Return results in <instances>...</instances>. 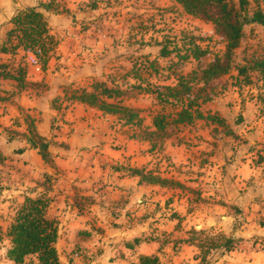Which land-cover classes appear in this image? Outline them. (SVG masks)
<instances>
[{"label": "crops", "instance_id": "1", "mask_svg": "<svg viewBox=\"0 0 264 264\" xmlns=\"http://www.w3.org/2000/svg\"><path fill=\"white\" fill-rule=\"evenodd\" d=\"M89 2L0 0V66L14 74L24 71L20 81L0 76V153L4 157L0 161V183L4 188L0 192V209L13 193L21 197L20 203L26 194L35 195L42 187L38 183L48 174L52 177L49 216L59 221L58 250L67 237L79 241L91 249L88 253H92V259L86 264L139 263L141 255L153 254L159 257L160 264H199L200 258L195 256L198 244L189 236V230L217 223L227 226V230L231 226L232 233H223L239 238L236 248H254L252 254L264 260V218L257 213L254 217L245 218L240 213L232 217L225 209L219 218L207 213L206 222L200 224L188 207L193 200L177 192L176 197L170 194L176 186L194 182L187 172H170L155 162L151 142L137 133L135 126L125 125L118 115L72 97L77 89L91 90L95 81L118 87L113 66L134 59L125 50H117L129 44L118 35L126 24L102 19L101 7L89 6ZM43 3L50 8L40 6ZM35 6L45 13L48 31L58 40L46 67L29 63L22 47L15 52L3 49L9 45L8 32L15 12ZM145 58L152 59L150 55ZM125 105L141 109L143 120L141 105ZM154 116L146 123L151 129ZM34 132L51 142L53 163L45 161L29 142ZM245 157L234 168L224 163L219 168L235 175L233 180L225 178L228 197L224 201L239 211L254 202L262 209L264 167ZM132 168L151 170L167 181H143ZM250 179L259 186L247 189ZM221 183L208 185V193L221 190ZM236 184L244 186L242 192ZM232 185L235 188L230 192ZM82 203L89 208L82 210ZM183 231L187 236L181 239ZM136 238H140L138 243ZM227 257V264H264L263 260L240 263Z\"/></svg>", "mask_w": 264, "mask_h": 264}, {"label": "rangeland", "instance_id": "2", "mask_svg": "<svg viewBox=\"0 0 264 264\" xmlns=\"http://www.w3.org/2000/svg\"><path fill=\"white\" fill-rule=\"evenodd\" d=\"M259 1L264 10V1ZM97 2H100V5ZM87 4L94 5L93 7L97 9L101 7L102 19L108 22L116 20L127 26L118 35L120 38L125 37L124 41L129 44L117 47V50H125L134 59L117 63L113 66L115 70L112 73L116 74L115 85L125 91L121 97L123 104L129 102L141 105L145 126L152 115L161 114L166 117L168 122L166 135L157 138L155 146H151L153 159L170 172L184 170L187 176L194 179H191L194 182H190V185L176 186L177 189L170 191V194L176 197L178 193L180 196H188L190 201L193 200L188 207L199 218L200 224L206 222L207 213H214L219 218L225 209L232 217L237 216L238 213L245 218L254 217L257 213V216L264 218L263 204H260L262 209H258L254 202L252 205L248 204L245 211L242 209L239 211L240 208L237 206L225 203L224 198L228 197L224 186L225 178L233 180L235 175L234 172L229 173L226 168L219 169L223 163L225 167L234 168L238 165L239 159H246L245 155L249 159L252 158L256 165L261 164L264 167V103L262 101L264 84L261 73L253 69L255 60L264 54V25L245 24L240 43L232 50L229 72L213 79L204 90L199 92L198 89L203 86L200 79L202 69L217 56L225 58L226 43L223 37L215 32L211 21L188 13L176 0H90ZM256 6V1L250 0L248 11L251 13ZM195 46L208 50L200 61L192 55ZM163 50L168 51L169 54L163 55ZM149 55L152 59L145 58ZM242 67L246 70L244 73H239ZM180 76H186L188 84L194 87L192 98L197 95V91L200 93L197 101L205 115L204 118H195L190 124L175 121L177 112L183 106L181 101L173 97L167 99L157 97V93L163 90L164 85H176ZM207 97L208 100L203 101V98ZM211 116L216 119L213 120ZM135 130L142 134L141 127H136ZM179 145L183 148H177ZM208 169L211 173L214 170V173L208 175ZM207 177L210 180L206 179ZM44 179L38 183V186H42L40 190L43 189ZM253 179L245 185L247 189L259 186ZM50 182L52 184V179ZM218 182H222L221 190L208 193L210 191L207 190L208 185ZM239 187L236 184V188ZM231 188L230 192L235 188L234 185ZM243 188L244 186L241 185L239 190L242 192ZM2 189L4 188L0 183V192ZM235 193L233 191L232 196ZM20 198L13 193L0 209V264H13L6 255V249L10 247L7 230L17 208L22 203L19 201ZM81 206L82 210L89 208L87 203H82ZM238 221L241 220L237 219ZM232 222L236 224L235 219ZM116 225L112 223L113 227ZM187 225L191 226L189 223ZM229 229L217 223L204 227L194 234L193 229L189 230V236L196 237L197 243L204 246L195 247L198 248L195 256L200 258L199 264H227L230 260L227 256L240 263L247 260L252 262L263 260L262 257H255L252 254L254 248H233L234 252L231 254L221 247H216L215 245L221 242V237L225 235L223 232L232 233L233 229ZM64 233L65 230L62 237H65ZM186 236L185 231L181 232V239ZM72 239L67 237L59 244L63 264L90 262L92 259V253H88L90 247H83L79 241L75 242ZM206 250L209 252L202 259ZM25 264H36L35 257H29Z\"/></svg>", "mask_w": 264, "mask_h": 264}, {"label": "trees", "instance_id": "3", "mask_svg": "<svg viewBox=\"0 0 264 264\" xmlns=\"http://www.w3.org/2000/svg\"><path fill=\"white\" fill-rule=\"evenodd\" d=\"M183 8L190 14L199 16L204 20L211 21L214 25L215 32L223 37L226 43L225 58L222 59L217 56L201 71V82L203 86L198 89L202 91L205 89L213 79L226 74L230 70V56L232 50L238 47L243 36L244 26L246 23H259L264 25V10L260 6V1L256 8L250 13L248 6L250 0H176ZM264 1V0H262ZM40 6L47 9L49 4L43 3ZM13 27L8 32V46H3L4 50L15 52L19 47L24 50H31L37 54V50H41L37 54L40 59L42 67H46L51 52L58 43V40L49 33L47 27V19L45 13L39 7H26L19 9L12 17ZM15 38V42L12 41ZM208 50L195 46L192 49V55L198 61L201 57L206 55ZM163 55L167 56L168 51L163 50ZM2 67V66H0ZM253 69L258 70L262 75L264 84V54L254 62ZM245 68H240L239 73H244ZM23 70H19L14 74L0 68V76L23 79ZM194 87L188 84L186 76H180L176 85H164L163 90L157 93L160 99L175 98L181 101L183 106L177 112L176 122L193 123L195 118H204L205 115L199 108L197 98L200 93L193 98ZM125 91L119 87H110L104 81H97L93 84L91 90L77 89L72 93L75 99L96 106L99 109L118 115L123 119L125 125L141 127L142 136L149 140L152 147L155 146L157 138L166 135L168 122L166 117L161 114H156L153 117V127L145 126L142 117L140 116V109L130 107L123 104L121 97ZM209 97L203 98V101L208 100ZM112 99V100H111ZM264 103V98H263ZM196 106V108H193ZM194 109V110H193ZM213 120L216 118L211 116ZM30 125V131L33 129ZM29 142L35 148H38L45 161L53 163L54 159L50 153L49 147L51 142L46 138L33 133L29 138ZM4 157L0 153V161ZM133 173L141 176V180L147 182H156L164 184L167 179L154 174L151 170L142 168H132ZM50 175H45L44 182H42L43 189L39 190L35 195L26 194L23 202L17 208L10 225L7 230V235L10 239V247L7 249V256L16 264H25L27 259L31 256L35 257L36 264H62L60 253L57 247L59 239V221L56 218L49 216V208L51 206L52 197L49 195L51 190ZM193 234L199 230L193 229ZM191 239L197 243L196 237ZM222 241L217 243L216 247H221L225 251H231L236 248L239 238L224 235L221 237ZM140 238H136L138 243ZM199 247L203 248V244L197 243ZM205 251L202 259L205 258ZM131 264H160L157 255H141L139 263Z\"/></svg>", "mask_w": 264, "mask_h": 264}, {"label": "built area", "instance_id": "4", "mask_svg": "<svg viewBox=\"0 0 264 264\" xmlns=\"http://www.w3.org/2000/svg\"><path fill=\"white\" fill-rule=\"evenodd\" d=\"M41 50H37V54H40ZM27 61L31 64H40L39 56L31 50H25Z\"/></svg>", "mask_w": 264, "mask_h": 264}]
</instances>
